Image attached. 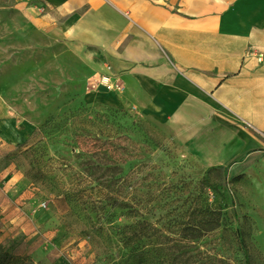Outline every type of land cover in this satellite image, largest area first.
I'll return each mask as SVG.
<instances>
[{
    "label": "rangeland",
    "instance_id": "374dc122",
    "mask_svg": "<svg viewBox=\"0 0 264 264\" xmlns=\"http://www.w3.org/2000/svg\"><path fill=\"white\" fill-rule=\"evenodd\" d=\"M104 5L92 29L44 35L0 0V122L21 133L0 136V192L49 214L42 245L34 225L30 239L0 244L33 264H129L136 246L145 264H264V102L197 103L174 126L110 104L125 37L122 8ZM210 211L219 224L208 232ZM195 225L204 234L190 238Z\"/></svg>",
    "mask_w": 264,
    "mask_h": 264
},
{
    "label": "crops",
    "instance_id": "0c3cea01",
    "mask_svg": "<svg viewBox=\"0 0 264 264\" xmlns=\"http://www.w3.org/2000/svg\"><path fill=\"white\" fill-rule=\"evenodd\" d=\"M8 1L26 16L27 29L44 35L92 29L101 6L122 8L124 51L109 69L119 91L103 96L115 106L174 126L180 116L183 124L194 117L197 103L264 102V0ZM0 136L21 140L12 119L0 122ZM48 217L29 203L20 211L0 192V242L28 240L34 225L42 245Z\"/></svg>",
    "mask_w": 264,
    "mask_h": 264
},
{
    "label": "trees",
    "instance_id": "16d2710c",
    "mask_svg": "<svg viewBox=\"0 0 264 264\" xmlns=\"http://www.w3.org/2000/svg\"><path fill=\"white\" fill-rule=\"evenodd\" d=\"M43 126L41 125V129L43 128ZM35 131H36V129L34 130V132ZM105 166L106 165H97V167H95L93 165H86L85 167H86L87 170L89 168H95V169L101 171V170H103V168ZM83 191L84 190H82V191L81 190L74 191L72 193L73 195H69V193L64 194L63 198L66 201H69V203H70L71 200H74L73 196H76V195H78L79 193H81ZM115 202L116 203H113L112 206H115V207H118V208H124V205H122L121 203H117V201H115ZM209 215H211V218H213V217H216V218L205 222L204 226H208V228L206 229V231H208V232H210V231L214 230L215 228H217L218 224H219V214L217 216V214H215V211H210ZM131 227H132V225H130L128 228H131ZM191 230H192V235H191L190 238H198V237L203 236V234H204V229L201 228L198 225L193 226L191 228ZM143 235H144L143 229L133 230L132 235L128 236V237H127V235H124V233H123V237H122L121 241L123 243L124 248H127L129 246V244L131 242H133V240L135 238L136 239H141ZM126 261L129 262V264H145L147 262V256H146V253L142 250L141 247H139V246L131 247L129 252H128L127 259L125 260V262ZM0 264H33V263L31 262V260L28 257L15 255V254L11 253L9 251V249H7L2 244H0ZM246 264H248V261H247Z\"/></svg>",
    "mask_w": 264,
    "mask_h": 264
},
{
    "label": "built area",
    "instance_id": "2783aa9c",
    "mask_svg": "<svg viewBox=\"0 0 264 264\" xmlns=\"http://www.w3.org/2000/svg\"><path fill=\"white\" fill-rule=\"evenodd\" d=\"M110 78L108 76H102L99 78V82L101 85H103V87H105L108 90L112 89V85L110 83Z\"/></svg>",
    "mask_w": 264,
    "mask_h": 264
}]
</instances>
